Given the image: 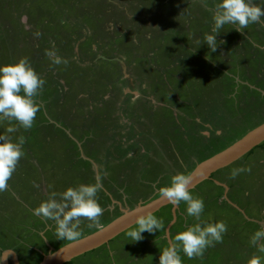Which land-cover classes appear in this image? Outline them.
<instances>
[{
	"label": "rangeland",
	"instance_id": "1",
	"mask_svg": "<svg viewBox=\"0 0 264 264\" xmlns=\"http://www.w3.org/2000/svg\"><path fill=\"white\" fill-rule=\"evenodd\" d=\"M219 2L0 0V66L26 59L44 81L30 130L0 121V134L13 142L25 137L24 155L0 192V254L11 250L20 264H36L70 243L56 239L53 221L33 215L52 193L101 183L100 224L82 222V238L159 197L172 176L189 175L264 123V33L226 24L211 52L204 37L216 35L210 9ZM252 3L264 8V0ZM249 51H261L257 64L246 61ZM8 127L18 130L9 134ZM260 144L189 190L204 201L199 221L181 202L171 223L173 206H164L152 214L162 223L155 233L134 242L127 232L135 224L65 264H159L167 237L217 222L227 225L223 242L202 258L180 253L182 264H247L253 255L264 264L250 244L264 230ZM241 168L251 171L233 178Z\"/></svg>",
	"mask_w": 264,
	"mask_h": 264
},
{
	"label": "clouds",
	"instance_id": "2",
	"mask_svg": "<svg viewBox=\"0 0 264 264\" xmlns=\"http://www.w3.org/2000/svg\"><path fill=\"white\" fill-rule=\"evenodd\" d=\"M210 11L214 21L212 32L216 35H206L204 42L211 52L217 50L216 36L226 24L235 26V30L241 33L250 24L264 27V8L252 3V0H221ZM61 62L59 57L54 60L56 64ZM43 84L44 81L26 59L12 65L0 66V121L15 122L19 128L30 130L39 111L35 97L40 94ZM17 130V127H8L6 133ZM24 143V136H20L18 142H13L10 135L0 134V192L8 189V182L24 155ZM242 171L250 172L251 169H236L232 172V177L235 178ZM190 183L189 175L178 173L171 177L168 186L158 189V195L175 206L184 202L187 205V215L199 221L205 205L202 199L191 195ZM101 187V183L97 181L94 184L69 187L59 194L52 193L46 201L32 210L33 215L45 222L51 220L55 223L56 239L77 242L82 235V222L87 221L90 228L100 224L104 210L96 197ZM135 224L138 228L127 232L134 242L143 239L141 233H155L162 226L161 221L151 213L137 217ZM226 232L227 225L224 222L196 223L187 227L185 231L177 233L169 246L164 248L159 256V264H182L180 253L189 259L202 258L207 248L223 242ZM261 241H264V230L256 231L250 238V244L258 252L264 253V243ZM247 264H262L261 257L253 255Z\"/></svg>",
	"mask_w": 264,
	"mask_h": 264
},
{
	"label": "water",
	"instance_id": "3",
	"mask_svg": "<svg viewBox=\"0 0 264 264\" xmlns=\"http://www.w3.org/2000/svg\"><path fill=\"white\" fill-rule=\"evenodd\" d=\"M263 141L264 123L247 132L244 136L229 145L227 148L197 164L189 174L191 179L189 190L193 189L199 183L207 179L212 172L233 163ZM168 205L172 204L159 196L148 203L137 204L132 209L126 208L122 210L121 214L110 223L97 229L93 233L80 238L79 241L62 245L53 251L50 249L51 252L45 254L42 257V260H40L37 264H65L73 258L106 244L126 229L135 225L137 217L148 213L153 214L162 207ZM172 206L173 220L171 223L175 220L176 208L175 205ZM7 255L11 257L13 264H19L16 254L11 250L5 251L2 254V262L0 264H6Z\"/></svg>",
	"mask_w": 264,
	"mask_h": 264
},
{
	"label": "flooded vegetation",
	"instance_id": "4",
	"mask_svg": "<svg viewBox=\"0 0 264 264\" xmlns=\"http://www.w3.org/2000/svg\"><path fill=\"white\" fill-rule=\"evenodd\" d=\"M260 1V0H259ZM220 2H221V0H220ZM262 20H264V18H262ZM250 27H253L254 28V30H255V32H261V33H264V31L263 30H260V29H262L261 27H258V25L257 24H250ZM264 28V27H263ZM263 31V32H262ZM240 40V39H239ZM251 41H252V39H251ZM252 44H253V42H252ZM257 45H260L259 43L257 44ZM260 48H263L264 49V46H262V45H260L259 46ZM262 50V49H261ZM245 52L246 53H248L246 50H245ZM250 53H251V51H249ZM260 51L259 52H257V55L256 54H254L253 56H252V53H251V57L249 58V60L247 59H245L246 61H250V62H252V59L254 60V62H256V64H257V61H258V58H259V56H260ZM263 53H264V50H263ZM243 62H244V60H242ZM195 168V167H194ZM193 168V169H194ZM176 209L177 210H179V205L176 207ZM175 219H176V211H175ZM166 240L168 241V243L170 244V242H169V240H168V238H166ZM58 248V247H57ZM49 252H51L50 251V249H49V251L47 252V253H49ZM47 253H45V254H47ZM2 254L3 253H1L0 254V263L2 262ZM45 254H43L42 255V257L45 255ZM16 257H17V259L19 260L18 262H19V264H20V259L18 258V256H17V254H16ZM41 257V258H42ZM6 264H13V262H12V259H11V257L9 256V255H7V257H6Z\"/></svg>",
	"mask_w": 264,
	"mask_h": 264
},
{
	"label": "trees",
	"instance_id": "5",
	"mask_svg": "<svg viewBox=\"0 0 264 264\" xmlns=\"http://www.w3.org/2000/svg\"><path fill=\"white\" fill-rule=\"evenodd\" d=\"M260 145H261V144H260ZM255 148H256V147H255ZM252 150H253V149H252ZM252 150H250L249 152H251ZM249 152H248V153H249ZM58 248H59V247H58ZM56 249H57V248H56Z\"/></svg>",
	"mask_w": 264,
	"mask_h": 264
}]
</instances>
